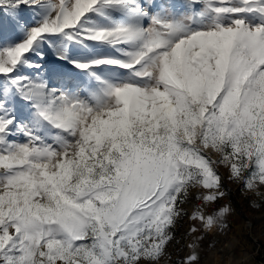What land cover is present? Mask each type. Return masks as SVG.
I'll list each match as a JSON object with an SVG mask.
<instances>
[{
	"label": "snow or ice",
	"instance_id": "1",
	"mask_svg": "<svg viewBox=\"0 0 264 264\" xmlns=\"http://www.w3.org/2000/svg\"><path fill=\"white\" fill-rule=\"evenodd\" d=\"M225 180L264 203V0H0V264H161L185 218L201 264Z\"/></svg>",
	"mask_w": 264,
	"mask_h": 264
},
{
	"label": "rangeland",
	"instance_id": "2",
	"mask_svg": "<svg viewBox=\"0 0 264 264\" xmlns=\"http://www.w3.org/2000/svg\"><path fill=\"white\" fill-rule=\"evenodd\" d=\"M48 61L55 62V57L49 54ZM221 173L226 176L225 170L221 169ZM225 188L229 194L219 204L229 205L232 209L227 217V227L223 231L205 235L201 247V264H264V203H260L258 208L253 207V198L227 180ZM186 207L188 211L192 210L191 205ZM248 218L252 220L251 227L246 223ZM188 227L189 221L185 218L176 232V240L180 243L174 241L170 245L171 259L165 257L161 264H174L187 255L183 245L188 241L183 237Z\"/></svg>",
	"mask_w": 264,
	"mask_h": 264
},
{
	"label": "built area",
	"instance_id": "3",
	"mask_svg": "<svg viewBox=\"0 0 264 264\" xmlns=\"http://www.w3.org/2000/svg\"><path fill=\"white\" fill-rule=\"evenodd\" d=\"M216 206L217 205H213L212 207L213 208H216ZM246 223H247L248 226H250V227L252 226V220H250L249 218L246 220ZM253 240L256 241L255 238H253ZM257 245H260V244L258 243Z\"/></svg>",
	"mask_w": 264,
	"mask_h": 264
}]
</instances>
